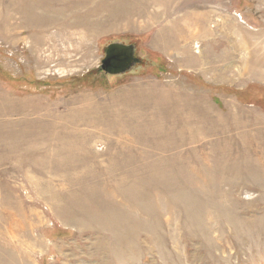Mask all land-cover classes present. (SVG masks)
Masks as SVG:
<instances>
[{"label":"rangeland","instance_id":"374dc122","mask_svg":"<svg viewBox=\"0 0 264 264\" xmlns=\"http://www.w3.org/2000/svg\"><path fill=\"white\" fill-rule=\"evenodd\" d=\"M0 264H264V0H0Z\"/></svg>","mask_w":264,"mask_h":264},{"label":"water","instance_id":"95a60500","mask_svg":"<svg viewBox=\"0 0 264 264\" xmlns=\"http://www.w3.org/2000/svg\"><path fill=\"white\" fill-rule=\"evenodd\" d=\"M135 44L130 42L112 41L102 47L103 56L100 69L107 76H119L134 72L135 68H142L141 59L135 54ZM137 71V70H136Z\"/></svg>","mask_w":264,"mask_h":264},{"label":"flooded vegetation","instance_id":"af4514ba","mask_svg":"<svg viewBox=\"0 0 264 264\" xmlns=\"http://www.w3.org/2000/svg\"><path fill=\"white\" fill-rule=\"evenodd\" d=\"M141 60L138 62V63H136V65L137 64H139L140 66H143L144 64H145V61H142V59L143 58H140ZM101 70V69H100ZM102 71V70H101ZM103 72V71H102Z\"/></svg>","mask_w":264,"mask_h":264},{"label":"bare ground","instance_id":"6f19581e","mask_svg":"<svg viewBox=\"0 0 264 264\" xmlns=\"http://www.w3.org/2000/svg\"><path fill=\"white\" fill-rule=\"evenodd\" d=\"M75 125H76V124H75ZM101 127H103V126H101ZM84 136H85V135H84ZM86 137H87V136H86ZM78 141H79V140H78ZM64 146H65V145H64ZM80 147H81V146H80ZM69 148H70V147H69ZM72 148H74V149H75V147H72ZM85 148H86V147H85ZM85 148H84V149H85Z\"/></svg>","mask_w":264,"mask_h":264}]
</instances>
